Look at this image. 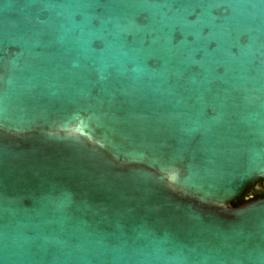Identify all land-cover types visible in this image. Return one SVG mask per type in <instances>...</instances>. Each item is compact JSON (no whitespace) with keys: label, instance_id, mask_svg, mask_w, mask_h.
I'll return each instance as SVG.
<instances>
[{"label":"water","instance_id":"1","mask_svg":"<svg viewBox=\"0 0 264 264\" xmlns=\"http://www.w3.org/2000/svg\"><path fill=\"white\" fill-rule=\"evenodd\" d=\"M264 0H0V264H264Z\"/></svg>","mask_w":264,"mask_h":264},{"label":"trees","instance_id":"2","mask_svg":"<svg viewBox=\"0 0 264 264\" xmlns=\"http://www.w3.org/2000/svg\"><path fill=\"white\" fill-rule=\"evenodd\" d=\"M262 183V187L260 190H256L254 191L252 194L250 193V191H246L240 199L236 200L235 202H233L231 205L233 207H238L241 205H244L248 202H251L253 200H256L258 198L264 197V180H260Z\"/></svg>","mask_w":264,"mask_h":264},{"label":"flooded vegetation","instance_id":"3","mask_svg":"<svg viewBox=\"0 0 264 264\" xmlns=\"http://www.w3.org/2000/svg\"><path fill=\"white\" fill-rule=\"evenodd\" d=\"M261 187H262V183H261V181L259 180L256 184L251 185L246 191H250V193L252 194L254 191H256V190H260ZM246 191H245V192H246ZM261 198H264V197H261ZM258 199H260V198H258Z\"/></svg>","mask_w":264,"mask_h":264}]
</instances>
